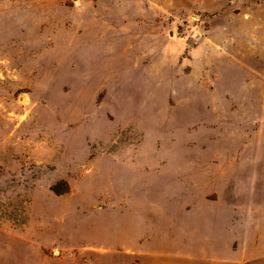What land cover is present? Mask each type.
Here are the masks:
<instances>
[{"label": "rangeland", "instance_id": "obj_1", "mask_svg": "<svg viewBox=\"0 0 264 264\" xmlns=\"http://www.w3.org/2000/svg\"><path fill=\"white\" fill-rule=\"evenodd\" d=\"M89 249L264 264V0H0V264Z\"/></svg>", "mask_w": 264, "mask_h": 264}, {"label": "crops", "instance_id": "obj_2", "mask_svg": "<svg viewBox=\"0 0 264 264\" xmlns=\"http://www.w3.org/2000/svg\"><path fill=\"white\" fill-rule=\"evenodd\" d=\"M100 255H102V251H100V249H89L82 252L72 251L70 254L69 264H103L104 260H106L107 264L108 258Z\"/></svg>", "mask_w": 264, "mask_h": 264}]
</instances>
